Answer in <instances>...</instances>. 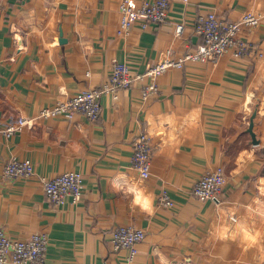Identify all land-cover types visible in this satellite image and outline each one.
<instances>
[{
	"label": "crops",
	"instance_id": "1",
	"mask_svg": "<svg viewBox=\"0 0 264 264\" xmlns=\"http://www.w3.org/2000/svg\"><path fill=\"white\" fill-rule=\"evenodd\" d=\"M208 11L231 21L260 15L240 35L262 56L186 62L158 76L154 97L142 99L146 79L115 100L102 94L94 122L81 114L35 119L0 135V227L12 239L44 233L42 264H264V0H173L167 23L135 24L124 37L116 34L117 0H0V125L100 88L114 61L142 72L166 54L183 55L200 42L195 16ZM254 111L255 145L247 132ZM141 132L153 147L146 179L131 160ZM12 158L29 160L32 175L2 179ZM217 166L225 173L219 201L191 196L194 181ZM66 171L80 173L83 196L54 207L41 179ZM133 185L152 197L151 214L133 206ZM162 191L171 208L157 203ZM121 225L145 232L131 261L129 250L111 244ZM245 233L258 234L256 242Z\"/></svg>",
	"mask_w": 264,
	"mask_h": 264
},
{
	"label": "built area",
	"instance_id": "2",
	"mask_svg": "<svg viewBox=\"0 0 264 264\" xmlns=\"http://www.w3.org/2000/svg\"><path fill=\"white\" fill-rule=\"evenodd\" d=\"M23 1V0H20ZM186 3L188 0H180ZM173 0H117L119 20L116 27L118 36H128L135 24L144 29L149 25H163L168 21V13ZM261 16L246 12L236 21L227 20L208 11L197 14L193 21V32L200 39L195 48L186 51L179 57L172 58L166 54L155 63L148 65L142 72H132L123 62L114 61L108 77L100 88H90L58 99L52 106L40 109L36 117L30 119L17 117L9 123L0 125V135L6 138L30 127L35 119H63L71 121L74 115L81 114L94 122L100 116V97L110 94L117 98V92L129 89L134 83L148 80L142 85L143 100L154 97L158 93L156 79L169 69H182L186 62H215L221 56L229 54L240 58L253 54L261 57L262 53L241 37L242 31H249L259 25ZM182 25L174 27V33L181 35ZM152 144L145 132L139 133L132 144V166L141 179L150 175ZM33 165L29 160L8 159L3 167L1 178L15 180L32 175ZM225 183L222 166L202 174L194 181L190 195L199 201L218 202ZM42 191L46 199L54 207L65 203L70 197L78 202L83 196V185L80 173L66 171L52 178L41 179ZM157 203L165 208L173 206L172 200L162 191L157 196ZM234 219V218H233ZM111 244L115 250H129L128 260L136 253V245L145 238V232L132 226L114 227L110 233ZM48 245V237L44 233H34L24 239H12L0 227V264H42Z\"/></svg>",
	"mask_w": 264,
	"mask_h": 264
},
{
	"label": "clouds",
	"instance_id": "3",
	"mask_svg": "<svg viewBox=\"0 0 264 264\" xmlns=\"http://www.w3.org/2000/svg\"><path fill=\"white\" fill-rule=\"evenodd\" d=\"M241 157H237V160L239 161ZM127 193L131 194L132 204L134 207H137L141 212L149 213L151 214L152 211V197L150 195H145L144 190L139 189L137 186L133 185L126 189ZM226 231V230H225ZM257 235H251L248 233H245V239L250 243L254 244L257 240ZM223 238V234H222Z\"/></svg>",
	"mask_w": 264,
	"mask_h": 264
},
{
	"label": "water",
	"instance_id": "4",
	"mask_svg": "<svg viewBox=\"0 0 264 264\" xmlns=\"http://www.w3.org/2000/svg\"><path fill=\"white\" fill-rule=\"evenodd\" d=\"M255 116V111L251 114L250 119H249V123H248V128H247V132L249 133L250 137H251V141L252 144H257L258 141L255 139V134L252 131V125H253V118Z\"/></svg>",
	"mask_w": 264,
	"mask_h": 264
}]
</instances>
